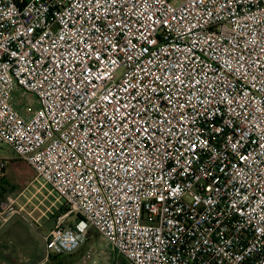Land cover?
Segmentation results:
<instances>
[{
	"label": "built area",
	"instance_id": "2783aa9c",
	"mask_svg": "<svg viewBox=\"0 0 264 264\" xmlns=\"http://www.w3.org/2000/svg\"><path fill=\"white\" fill-rule=\"evenodd\" d=\"M0 146L67 209L49 257L264 264V0H0Z\"/></svg>",
	"mask_w": 264,
	"mask_h": 264
},
{
	"label": "rangeland",
	"instance_id": "374dc122",
	"mask_svg": "<svg viewBox=\"0 0 264 264\" xmlns=\"http://www.w3.org/2000/svg\"><path fill=\"white\" fill-rule=\"evenodd\" d=\"M11 153L7 147L0 146V156ZM0 174L5 178L3 197L15 198L18 211L0 227V264H38L45 260V264H78L88 254L87 264H129L118 252L107 250L105 241L94 229L89 230L87 241L75 253L49 257L45 236L66 212V207L49 187H41L34 181L33 172L22 163H8L4 174L0 166ZM5 201L6 198L2 203ZM21 207L34 212H22ZM76 220L77 216L72 214L64 220V225L72 226Z\"/></svg>",
	"mask_w": 264,
	"mask_h": 264
},
{
	"label": "crops",
	"instance_id": "0c3cea01",
	"mask_svg": "<svg viewBox=\"0 0 264 264\" xmlns=\"http://www.w3.org/2000/svg\"><path fill=\"white\" fill-rule=\"evenodd\" d=\"M0 161L2 163L4 162V165L6 166V167L3 168V171H2L3 174L5 173V171H6L7 167H8V163H11V164H19V163H22L23 165H25L26 167H28L33 172V170L24 161L18 159L16 156L13 155V153H11V155L10 154H7L5 156L4 155L3 156H0ZM33 174H34V172H33ZM4 179H5L4 177H1V179H0V205L2 204V202H3V200L5 198L6 199L7 198H12V197H9V195H7L6 197H3V187H4V182H5ZM20 210H22V212L23 211L29 212V214H32L34 212V209H31L30 211H28V210H24L23 207H21ZM11 216H9L8 218H6L5 220L0 216V227L3 224L8 223L10 221V219L12 218Z\"/></svg>",
	"mask_w": 264,
	"mask_h": 264
},
{
	"label": "trees",
	"instance_id": "16d2710c",
	"mask_svg": "<svg viewBox=\"0 0 264 264\" xmlns=\"http://www.w3.org/2000/svg\"><path fill=\"white\" fill-rule=\"evenodd\" d=\"M56 257H58V256H56Z\"/></svg>",
	"mask_w": 264,
	"mask_h": 264
}]
</instances>
